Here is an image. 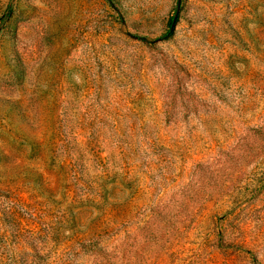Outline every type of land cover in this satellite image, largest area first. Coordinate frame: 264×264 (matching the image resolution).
I'll use <instances>...</instances> for the list:
<instances>
[{"label":"rangeland","instance_id":"1","mask_svg":"<svg viewBox=\"0 0 264 264\" xmlns=\"http://www.w3.org/2000/svg\"><path fill=\"white\" fill-rule=\"evenodd\" d=\"M0 264H264V0H0Z\"/></svg>","mask_w":264,"mask_h":264},{"label":"trees","instance_id":"2","mask_svg":"<svg viewBox=\"0 0 264 264\" xmlns=\"http://www.w3.org/2000/svg\"><path fill=\"white\" fill-rule=\"evenodd\" d=\"M173 23H174V20L172 21L171 26H173ZM175 23H176V20H175ZM174 26H175V24H174ZM169 33L170 34L173 33V29H171Z\"/></svg>","mask_w":264,"mask_h":264},{"label":"water","instance_id":"3","mask_svg":"<svg viewBox=\"0 0 264 264\" xmlns=\"http://www.w3.org/2000/svg\"><path fill=\"white\" fill-rule=\"evenodd\" d=\"M174 24H175V19H174V23H173V26H174ZM173 29V28H172Z\"/></svg>","mask_w":264,"mask_h":264}]
</instances>
